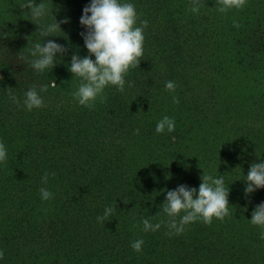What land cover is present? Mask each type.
<instances>
[{
	"label": "trees",
	"instance_id": "obj_1",
	"mask_svg": "<svg viewBox=\"0 0 264 264\" xmlns=\"http://www.w3.org/2000/svg\"><path fill=\"white\" fill-rule=\"evenodd\" d=\"M22 2L0 0V141L8 154L0 164V264H264L261 229L249 221L264 189L244 194L251 164L264 160V0L227 14L216 0H203L199 14L190 0H127L148 21L143 60L126 77L133 86L105 89L106 103L94 110L73 99L79 81L68 70L72 54L88 55L79 21L90 0H44L58 22H70L45 38L68 52L40 75L19 59L29 36L43 43ZM54 79L57 87L40 93L46 107H23L33 84L39 90ZM164 116L175 131L157 134ZM203 171L223 175L230 218L191 223L180 235H166L163 224L142 231L144 218L167 219V190H198ZM45 172L55 173L46 185ZM41 187L53 199L42 200ZM106 205L116 210L98 223ZM138 239L139 253L131 248Z\"/></svg>",
	"mask_w": 264,
	"mask_h": 264
},
{
	"label": "clouds",
	"instance_id": "obj_2",
	"mask_svg": "<svg viewBox=\"0 0 264 264\" xmlns=\"http://www.w3.org/2000/svg\"><path fill=\"white\" fill-rule=\"evenodd\" d=\"M247 5V0H216V11L227 14L232 10H243ZM19 8L27 13L33 24L37 26L39 37L43 43H31L28 39L27 54H21L19 59L26 63L37 75L45 73L48 69L56 66L57 57L63 58L68 49L52 39L45 41L46 37H55L61 32V24L69 23L65 18L59 22L53 15L50 6L41 0H23ZM203 0H190L189 11L199 14L204 7ZM54 16L51 23L46 22L48 16ZM80 25L86 29L80 35L84 40V46L88 55L80 57L74 53L71 56L69 71L72 76L79 81L78 88L72 93L73 99L81 106L90 110L95 109L96 102L106 103L107 96L105 89L114 87L116 91L123 94L125 85L132 87V82L127 81L126 77L132 69L140 68L141 60L144 56V30L148 27L147 20H140L136 7L127 0H90V3L83 8L80 17ZM234 27L239 28L240 24L233 21ZM4 34L0 33V37ZM27 45V46H28ZM95 57L93 59L92 57ZM2 79V78H0ZM49 87H57L55 79L50 84L39 87L33 84L25 93L23 107L28 111L46 107L40 93L47 92ZM176 83L167 81L165 89L169 93H175ZM10 100L21 105L20 99L8 88ZM174 104L179 103V98L172 96ZM165 131L172 133L175 131V119L164 116L157 122L155 132L162 134ZM139 134V129L135 130ZM7 148L0 141V164H7ZM55 173H47L41 177V183L47 184L49 178ZM201 183L198 190L195 187L181 184L174 190L166 191L165 202L161 205L162 213L166 215V220L158 223H151L148 218L142 220V231L155 232L165 225L169 231L168 236L180 235L185 231L187 225L200 221L205 225H211L213 219L223 222L226 217L230 218L229 194L230 188L226 187L223 175L214 177L203 171L200 177ZM245 197H249L259 189H264V160L253 162L244 179ZM41 199L48 201L53 199L54 194L47 188L39 189ZM116 210V205H106L103 215L97 216V222L103 224L110 221ZM251 225L261 229L260 238L264 239V202L258 204L252 211ZM134 227H137L134 225ZM143 239H138L131 243L133 251L142 252ZM4 259V251L0 250V260Z\"/></svg>",
	"mask_w": 264,
	"mask_h": 264
}]
</instances>
